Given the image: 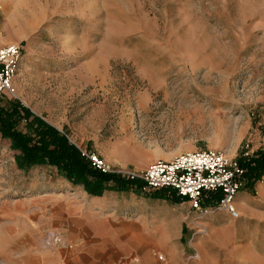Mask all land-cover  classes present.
Masks as SVG:
<instances>
[{
    "label": "rangeland",
    "instance_id": "rangeland-1",
    "mask_svg": "<svg viewBox=\"0 0 264 264\" xmlns=\"http://www.w3.org/2000/svg\"><path fill=\"white\" fill-rule=\"evenodd\" d=\"M9 45L23 59L16 96L0 103L19 101L133 183L124 191L111 181L104 191L147 207L176 202L124 173L194 151L237 161L251 201L238 219L208 218L224 244L237 245L212 255L219 264H264V174L248 185L264 153V0H0V48ZM16 154L0 134V264L32 263L22 214L57 179L53 166L21 168ZM51 234L42 247L52 249ZM183 244L170 264H187L192 249Z\"/></svg>",
    "mask_w": 264,
    "mask_h": 264
},
{
    "label": "crops",
    "instance_id": "crops-1",
    "mask_svg": "<svg viewBox=\"0 0 264 264\" xmlns=\"http://www.w3.org/2000/svg\"><path fill=\"white\" fill-rule=\"evenodd\" d=\"M53 175L56 183L41 190L39 200L28 202L30 211L21 218L31 264H157L159 251L169 257L164 254L170 264L184 240L190 252L187 203L163 200L162 204L147 207L142 199L127 197L124 192L113 189L95 196L58 172ZM241 191L236 198L237 209L251 201ZM208 222L204 225L211 226L210 234L194 242L200 261L191 264H219V257L212 255L214 250L237 247L228 240L224 244L219 229ZM48 233L62 237L57 248L42 247Z\"/></svg>",
    "mask_w": 264,
    "mask_h": 264
},
{
    "label": "built area",
    "instance_id": "built-area-1",
    "mask_svg": "<svg viewBox=\"0 0 264 264\" xmlns=\"http://www.w3.org/2000/svg\"><path fill=\"white\" fill-rule=\"evenodd\" d=\"M22 59L20 46L9 45L0 48V98L16 96L13 81ZM81 152L102 173H118L111 170L96 155H89L83 150ZM124 175L132 181H141L146 193L167 190L189 205L187 220L190 222L192 252L186 257L187 264L199 259L194 241L197 236L207 232L204 222L208 218L217 213H227L232 219L240 217L236 198L244 186L245 170L223 151L188 152L170 161L153 163L144 172H125ZM61 243L62 237L59 234L49 235L50 247ZM157 264H169L167 257L158 254Z\"/></svg>",
    "mask_w": 264,
    "mask_h": 264
},
{
    "label": "trees",
    "instance_id": "trees-1",
    "mask_svg": "<svg viewBox=\"0 0 264 264\" xmlns=\"http://www.w3.org/2000/svg\"><path fill=\"white\" fill-rule=\"evenodd\" d=\"M21 123H25L24 129H20ZM0 134L2 138L11 141L12 149L17 152L16 160L23 169L53 166L59 175L73 185L84 186L89 194L95 196L110 188L108 183L111 181L122 183L119 187L124 191L130 189L131 182L92 168L91 162L83 156L76 144L19 101L9 103L8 106L0 103ZM263 174L264 153H261L255 166L250 169L248 185L251 186ZM176 202L182 203L179 198H176Z\"/></svg>",
    "mask_w": 264,
    "mask_h": 264
}]
</instances>
